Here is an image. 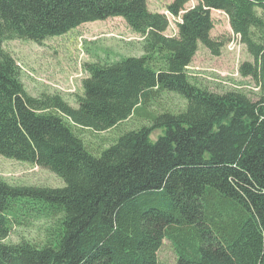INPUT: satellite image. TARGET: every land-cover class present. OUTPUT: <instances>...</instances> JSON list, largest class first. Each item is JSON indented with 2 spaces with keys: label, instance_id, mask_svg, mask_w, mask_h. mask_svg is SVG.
<instances>
[{
  "label": "trees",
  "instance_id": "obj_1",
  "mask_svg": "<svg viewBox=\"0 0 264 264\" xmlns=\"http://www.w3.org/2000/svg\"><path fill=\"white\" fill-rule=\"evenodd\" d=\"M172 0L179 16L147 0H0V154L48 168L61 187L10 184L0 176V264H158L163 239L176 264H264V0ZM212 8L224 11L252 61L240 63L258 97L217 92L191 79L198 43L218 54ZM121 16L143 53L84 64L77 106L60 93L30 94L3 42H36L77 25ZM162 91L185 108L153 112ZM132 115L95 155L74 125L106 130ZM161 128L155 140L154 129ZM44 219L43 236L5 242L15 222Z\"/></svg>",
  "mask_w": 264,
  "mask_h": 264
},
{
  "label": "rangeland",
  "instance_id": "obj_2",
  "mask_svg": "<svg viewBox=\"0 0 264 264\" xmlns=\"http://www.w3.org/2000/svg\"><path fill=\"white\" fill-rule=\"evenodd\" d=\"M172 0H147L148 8L165 12L168 19V34L177 31L174 16L166 9ZM197 0H188L184 7L188 8ZM213 19L211 36L223 42L218 54H214L198 43V49L188 66L191 79L205 85L210 90L223 92L240 90L250 98L258 97V88L249 76H242L238 67L241 62L250 60L239 35L232 31L227 14L212 8ZM143 36L134 32L121 16H111L83 22L69 31L47 37L36 42L32 39L12 38L3 42L4 48L15 58L20 67L21 80L26 90L32 95L43 92L60 93L71 105L77 106L76 95L82 93V79L88 74L84 68L86 62L114 61L129 55H140ZM186 100L171 91H162L152 99L146 108L153 112L164 109L170 111L185 108ZM148 123V119L132 115L106 130H94L74 125V130L83 139L95 155L112 143L123 131ZM161 128L154 129L150 138L155 140L162 134ZM0 176L10 184L38 185L61 187L64 180L49 170L31 164L26 160H18L0 154ZM45 220L24 218L22 223L15 222L5 242H17L21 237L38 238L43 236ZM158 264H176V253L169 239L164 238L157 251Z\"/></svg>",
  "mask_w": 264,
  "mask_h": 264
},
{
  "label": "crops",
  "instance_id": "obj_3",
  "mask_svg": "<svg viewBox=\"0 0 264 264\" xmlns=\"http://www.w3.org/2000/svg\"><path fill=\"white\" fill-rule=\"evenodd\" d=\"M169 2H170V1H169ZM169 2H168V3H169ZM168 3H167V4H168ZM192 6H193V5H192ZM190 7H191V6H190ZM153 11H155V10H153ZM163 12H164V11H163ZM167 29H168V28H166V30L164 31V32H165V34H168V31H167ZM172 33H173V34H175L176 32H172ZM173 34H170V35H173Z\"/></svg>",
  "mask_w": 264,
  "mask_h": 264
}]
</instances>
